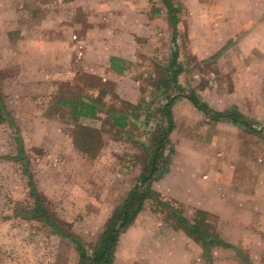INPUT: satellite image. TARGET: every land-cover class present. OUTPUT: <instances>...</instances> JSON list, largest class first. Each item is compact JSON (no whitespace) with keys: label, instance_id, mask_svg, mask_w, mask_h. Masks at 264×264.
<instances>
[{"label":"rangeland","instance_id":"obj_1","mask_svg":"<svg viewBox=\"0 0 264 264\" xmlns=\"http://www.w3.org/2000/svg\"><path fill=\"white\" fill-rule=\"evenodd\" d=\"M173 1L181 3L177 43L164 0H0V96L16 123L0 125V264H79L74 236L91 252L139 183L151 139L167 125L168 96L177 98L174 127L148 182L158 198L122 233L113 264H264V0ZM114 38L136 52L128 76L141 93L138 119L125 130L110 113L77 118L58 103L94 82L81 76L79 46ZM176 48L182 72L166 87ZM75 59L59 79L56 65ZM122 85H106L107 109L128 108ZM192 92L209 113L187 98ZM215 112L241 113L250 125ZM20 143L27 168L13 159ZM30 173L71 236L29 214ZM172 208L189 218L207 212L229 246L214 243L206 254L170 220Z\"/></svg>","mask_w":264,"mask_h":264},{"label":"trees","instance_id":"obj_2","mask_svg":"<svg viewBox=\"0 0 264 264\" xmlns=\"http://www.w3.org/2000/svg\"><path fill=\"white\" fill-rule=\"evenodd\" d=\"M164 3L167 7L169 23L174 26L173 41L174 43H177V26L180 20L178 14L181 9V3L173 0H164ZM178 54L179 51L177 48L171 53L172 59L169 61L167 80L163 81L166 87H169V85L173 82L176 84L179 74L182 72L181 64L177 62ZM92 82L91 87H95L98 92L96 97L90 95L86 96L85 92H80L79 94L76 93L74 98L61 97L59 98L58 103L62 106L69 107L71 113L77 118L95 119L100 113H110L112 124L114 127L121 130H125L136 123L138 115H136L135 110L138 105L123 101V103H126L128 106L127 109H107L105 102L106 91L104 90L106 89V85L99 79L92 78ZM187 98L199 110L206 114L209 113L210 108L208 104L202 102L194 92L190 93ZM176 99V97H167V102L164 104V110L162 112L167 125L164 128H160L151 139L153 151L150 163L141 175L139 183L130 192L125 201L113 212L105 229L100 234L97 243L92 246V251L89 252L86 247L74 236L76 248L79 252V264H113L116 249L122 233L134 223L147 200L158 198L151 190V186L148 182L158 171L159 160L164 155L166 143L174 127L172 104ZM215 118H226L234 123H238L246 127L250 125L248 118L243 116L241 113L215 112ZM3 123H8L12 127L16 126L14 118L6 108L4 100L0 96V125ZM18 146V154L17 156H14L13 159L22 162L27 168L24 147L21 143ZM30 187L32 194H34L35 197V204L30 209L29 214L35 219L48 223L60 235L71 236L72 234L63 230L60 226L59 220L52 218L45 202L36 190L31 173ZM171 210L172 214L169 217L170 220H174L177 227L184 230L189 236L199 242L204 247L206 254H210L211 246L214 243L229 246V244L221 239L218 233H216L214 226L209 219H207L209 216L207 212L203 210H196L195 216L193 218H189L184 214L183 210H178L176 208H172ZM235 250L240 254V250H238L237 247Z\"/></svg>","mask_w":264,"mask_h":264},{"label":"crops","instance_id":"obj_3","mask_svg":"<svg viewBox=\"0 0 264 264\" xmlns=\"http://www.w3.org/2000/svg\"><path fill=\"white\" fill-rule=\"evenodd\" d=\"M261 24L264 25L263 21L260 23V25ZM132 37L134 39L133 42H135L137 40L136 36H132ZM80 43H83L82 40L80 41ZM84 43L87 44L86 41ZM87 46L88 47L86 51L82 50L83 45L79 46V49L80 48L82 49L78 51V55L83 56V54H85L84 57H86L85 59H87L85 62L83 61L84 72H81V76L82 77L86 76L87 79L89 78L99 79L105 85H107L109 81H114V82L118 81L121 83L123 82V85L119 86V89L122 90V91L120 90L119 92V93L122 92L120 94V97L125 98V100L130 103H137L141 93L140 90L137 88V84L135 83V81L131 79L130 76H128V72L130 71L129 70L130 61H132L136 56V52L133 51L131 46L123 44L121 40H119L118 38H114L112 40H103V39H100L98 41L96 40L95 43ZM100 47H104V50L103 52L102 51L99 52L101 54L98 57L97 56L95 57L94 54L97 52L95 50L99 49ZM50 53L52 56V52ZM78 62L77 59L73 61L69 60L68 64L64 65L65 66L64 68L63 66L61 67L56 65V68L53 70L56 72L57 77H59L60 79L63 78L64 75L63 73L67 71V68H69V66L73 64L74 67H76V65H78ZM57 63L59 64L60 62L58 61ZM75 75H77L78 77L79 75L78 72H76ZM82 77L78 79V82L82 81ZM125 88L128 89L125 90ZM80 92H83L82 87L78 90L77 93L79 94ZM85 92H86L85 94L86 96L90 95L93 97H96L98 93L97 89L95 87H91V85L89 87V90ZM263 208H264V204H263ZM259 216L262 218L261 222L263 224L261 225V229L262 231H264V210L259 212ZM242 228L247 230L245 226L244 227L242 226ZM234 240L241 241V236L239 235ZM234 240L232 239L230 241H234Z\"/></svg>","mask_w":264,"mask_h":264}]
</instances>
